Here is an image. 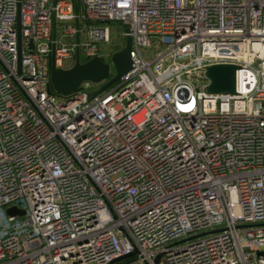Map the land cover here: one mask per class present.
<instances>
[{
  "label": "built area",
  "instance_id": "2783aa9c",
  "mask_svg": "<svg viewBox=\"0 0 264 264\" xmlns=\"http://www.w3.org/2000/svg\"><path fill=\"white\" fill-rule=\"evenodd\" d=\"M113 23L131 68L53 91ZM0 264H264V0H0Z\"/></svg>",
  "mask_w": 264,
  "mask_h": 264
},
{
  "label": "water",
  "instance_id": "95a60500",
  "mask_svg": "<svg viewBox=\"0 0 264 264\" xmlns=\"http://www.w3.org/2000/svg\"><path fill=\"white\" fill-rule=\"evenodd\" d=\"M18 38L20 40L19 22ZM131 40L126 36L125 46L123 49L113 52L110 56V63L102 60L99 56H94L85 62H80L78 52L75 54V60L69 68H60L54 65L53 56L50 61V87L58 94H69L76 90L80 83L89 80L93 83L105 81L98 90L90 94V97L96 95L120 76L124 75L131 68L130 59ZM110 64L114 67L115 74L108 79L110 74ZM236 66L232 64H214L205 68V76L209 80L206 91L209 94L216 93H234V73ZM9 215H23L24 210L16 207H9L6 210ZM210 233V232H206ZM205 233V234H206ZM191 236L187 239H191ZM136 251L134 250L132 254ZM122 256L115 261L124 258Z\"/></svg>",
  "mask_w": 264,
  "mask_h": 264
},
{
  "label": "rangeland",
  "instance_id": "374dc122",
  "mask_svg": "<svg viewBox=\"0 0 264 264\" xmlns=\"http://www.w3.org/2000/svg\"><path fill=\"white\" fill-rule=\"evenodd\" d=\"M124 37L121 35V29L119 24H111V42L109 44H100V53L101 54H111L114 51H119L123 47ZM159 49V48H158ZM142 55L147 59L151 58L152 54L148 47H141ZM69 60H65V63L68 64ZM70 64V63H69ZM71 66V65H69ZM189 79L195 85L196 89L202 90L204 85L209 82L208 78H201L197 74H191ZM3 218L6 219V215H3Z\"/></svg>",
  "mask_w": 264,
  "mask_h": 264
},
{
  "label": "trees",
  "instance_id": "16d2710c",
  "mask_svg": "<svg viewBox=\"0 0 264 264\" xmlns=\"http://www.w3.org/2000/svg\"><path fill=\"white\" fill-rule=\"evenodd\" d=\"M124 43H125V38H124V41H123V46H124ZM88 59H86V58H80V62H85V61H87ZM102 60H104V61H106V62H109V58L108 59H102ZM115 74V70H114V67L110 64V74H109V77H108V79H110L113 75ZM106 81V80H105ZM105 81H102V82H100L99 83V86L101 85V84H103Z\"/></svg>",
  "mask_w": 264,
  "mask_h": 264
},
{
  "label": "flooded vegetation",
  "instance_id": "af4514ba",
  "mask_svg": "<svg viewBox=\"0 0 264 264\" xmlns=\"http://www.w3.org/2000/svg\"><path fill=\"white\" fill-rule=\"evenodd\" d=\"M125 46V45H124Z\"/></svg>",
  "mask_w": 264,
  "mask_h": 264
}]
</instances>
